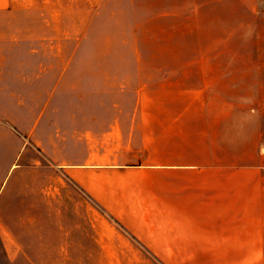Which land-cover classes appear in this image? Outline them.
<instances>
[{
	"label": "rangeland",
	"instance_id": "obj_1",
	"mask_svg": "<svg viewBox=\"0 0 264 264\" xmlns=\"http://www.w3.org/2000/svg\"><path fill=\"white\" fill-rule=\"evenodd\" d=\"M0 118L91 152L90 264H264V0H0Z\"/></svg>",
	"mask_w": 264,
	"mask_h": 264
},
{
	"label": "crops",
	"instance_id": "obj_2",
	"mask_svg": "<svg viewBox=\"0 0 264 264\" xmlns=\"http://www.w3.org/2000/svg\"><path fill=\"white\" fill-rule=\"evenodd\" d=\"M140 81L143 92L135 98L140 109L133 118H174L173 113L162 116V103L146 93L153 78ZM121 85L129 83L122 80ZM37 119L44 118H0V252L5 264H90L96 246L91 152L81 158L73 136L55 127L44 129ZM155 234L166 235L151 244L165 246L169 254L162 257L183 259L186 230Z\"/></svg>",
	"mask_w": 264,
	"mask_h": 264
}]
</instances>
